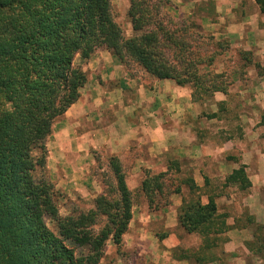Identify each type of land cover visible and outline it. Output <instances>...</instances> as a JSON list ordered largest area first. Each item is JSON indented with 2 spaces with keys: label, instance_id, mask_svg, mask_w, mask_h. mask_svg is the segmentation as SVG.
Returning <instances> with one entry per match:
<instances>
[{
  "label": "trees",
  "instance_id": "16d2710c",
  "mask_svg": "<svg viewBox=\"0 0 264 264\" xmlns=\"http://www.w3.org/2000/svg\"><path fill=\"white\" fill-rule=\"evenodd\" d=\"M255 1L264 12V0ZM128 2L130 36L115 21L111 0H0V264H100L109 240L116 254L124 256L122 238L136 197L143 194L148 208L155 209L180 192L181 183L174 182L169 169L146 172L140 188L131 190L119 157L108 155L110 179L99 177L103 191L93 207L61 215V192L44 174L52 124L76 102L86 82V72L73 63L76 55L86 61L96 49H107L156 78L189 86L197 102L217 91L227 94L214 57L200 51L198 35L192 38L182 22L177 24L171 0ZM241 54L243 66L264 74L251 50ZM217 117V112L208 115ZM175 164L179 172V162ZM183 184L192 196L183 197L178 223L185 232L198 234L201 243L196 249L177 247L174 253L197 262L224 257L222 248L219 254L214 249L226 241L227 214L218 212L215 195L201 203L191 177ZM250 185L243 164L223 183L240 191ZM245 217L252 232L246 247L264 261V226L247 213Z\"/></svg>",
  "mask_w": 264,
  "mask_h": 264
},
{
  "label": "crops",
  "instance_id": "0c3cea01",
  "mask_svg": "<svg viewBox=\"0 0 264 264\" xmlns=\"http://www.w3.org/2000/svg\"><path fill=\"white\" fill-rule=\"evenodd\" d=\"M111 3L121 6L124 13L129 6L128 0ZM185 3L196 11L201 7L196 20L212 28L216 37L228 38L232 46L264 56V12L255 0ZM131 34L127 22L125 35ZM78 64L86 72V82L76 102L53 122L46 141L44 172L54 187L69 199L78 196L93 200L103 191L101 173L93 171L99 160L108 155L119 157L127 185L133 191L138 185L134 187L132 182L140 183L146 172L169 169L174 182L181 183L180 192L170 194L163 207L149 209L146 202L134 203L128 230L122 238L125 255H117L111 240L107 242L105 256L113 260L111 264H262L263 259L246 247L252 232L245 217L247 213L264 226V138L257 137L260 126L243 128L237 137L220 138L226 134L224 130L212 132L197 125L199 103L193 100L189 86L156 78L134 61L123 63L104 48L96 49L88 60ZM251 76L241 83L239 100L263 104L264 76L253 72ZM226 95L214 92V102L226 100ZM251 115L238 114L240 118ZM175 162H179V172ZM241 164L251 182L247 190H214V182L224 183L225 177ZM188 177L198 186L196 194L201 203L207 202L208 195H215L218 212L227 214L224 257L197 262L174 253L177 247L192 249L189 239L197 244L200 240L198 234L185 232L178 223L183 197L192 196L183 184ZM237 193L242 195L238 197ZM104 259L100 264H108Z\"/></svg>",
  "mask_w": 264,
  "mask_h": 264
},
{
  "label": "rangeland",
  "instance_id": "374dc122",
  "mask_svg": "<svg viewBox=\"0 0 264 264\" xmlns=\"http://www.w3.org/2000/svg\"><path fill=\"white\" fill-rule=\"evenodd\" d=\"M171 1L178 4L176 8L177 24L180 25L182 22L186 32L187 33L190 32L192 38L198 35L199 37L198 43H200V47H199L200 51L206 54L209 53L212 54V56L214 57L215 71L217 73H222L223 76L221 77V80L224 82L227 89H230V92L227 93L226 100H224V103L222 105L216 104L214 102L215 100L213 96L210 97L208 100L198 101L199 110H200V119L199 121H197L198 122L197 125L201 127H205L206 129H209L212 132L217 131L218 129L224 130L226 134L221 135L220 138L233 137V136L237 137L238 135L242 134L243 128H255L260 126L261 130L257 137L264 138V103L255 104L252 101L250 103L249 102L241 103L239 100V93H238V89L241 87L240 86L241 83L244 80L251 78L252 72L254 74L257 73L255 67L252 65H248L246 67L243 66L245 60L244 58H242V54H241L242 48L240 46H232V41H230L228 38L216 37L213 34L212 28L207 26L206 23L200 21L196 22L197 21L196 17L200 16L201 7H199L198 11H196V9L191 8V5H186L185 2H188V0H180V1L171 0ZM170 12L173 13L174 10H171ZM112 15L115 21L121 26L123 33L125 35L126 23L128 22L126 13H124L121 6L117 4L115 5L113 4ZM194 23L197 24V28L191 27V24ZM218 43H221V48L218 45ZM251 51L253 53L252 54L253 61H258L259 63L264 65V56L260 55L259 53L258 54L254 53L255 52L254 50ZM82 62L83 61L81 60L79 55H76L74 57L73 63L75 65ZM248 73H251L250 76ZM234 79H237L239 81L236 83L234 82ZM220 107L222 109L219 110L217 118H211V119L208 118V115L212 113L214 109H219ZM254 109H256V111ZM242 112H244V114L252 113V115L251 117L248 118H240L238 114ZM94 169H95L93 171L94 173H99V174L101 173L102 179H104L103 176L105 177L106 175H107L106 177L110 179V177H108V171H107L108 170L107 156L104 159L99 160V162L97 163ZM133 177L134 176H132V178ZM132 184L134 187L138 185V187L140 188L139 181H137V183L136 181H133ZM213 185L216 186L214 190H222L223 192L228 191L233 193L237 192L236 188L232 186H227V187L224 186L220 188V186L223 185V182L220 181L214 182ZM60 192L61 195L57 198V204L61 215H66L69 212H74V210L86 211L89 208L93 207L92 199L85 200L79 198L78 196H75V198L73 199H69V197L64 195L62 191ZM241 195L242 193H237L238 197H240ZM145 201L146 198L141 193L140 196L136 197L135 199V202L137 203L139 202L145 203ZM159 201H161V199ZM48 225L52 227L51 223H48ZM200 243H201V238L200 240H198V244ZM188 244L191 245L192 249H195L198 245L194 239H189ZM221 248L222 246L220 247L219 245L214 249V251L217 254H219ZM109 258H110L109 256H105L104 261L108 263L110 261ZM262 264H264V261L262 262Z\"/></svg>",
  "mask_w": 264,
  "mask_h": 264
}]
</instances>
